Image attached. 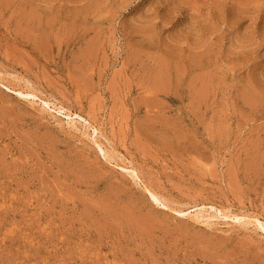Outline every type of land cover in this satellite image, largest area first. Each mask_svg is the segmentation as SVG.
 Here are the masks:
<instances>
[{
	"label": "rangeland",
	"instance_id": "374dc122",
	"mask_svg": "<svg viewBox=\"0 0 264 264\" xmlns=\"http://www.w3.org/2000/svg\"><path fill=\"white\" fill-rule=\"evenodd\" d=\"M253 217L264 0H0V264H264Z\"/></svg>",
	"mask_w": 264,
	"mask_h": 264
},
{
	"label": "bare ground",
	"instance_id": "6f19581e",
	"mask_svg": "<svg viewBox=\"0 0 264 264\" xmlns=\"http://www.w3.org/2000/svg\"><path fill=\"white\" fill-rule=\"evenodd\" d=\"M44 104L45 105H48V102L46 101V102H44ZM57 111H60L59 109H56ZM75 116V115H74ZM66 117H68V118H70L71 117V114H67L66 115ZM74 119L75 118H70L69 120V123L71 122V123H73V121H74ZM75 123V122H74ZM83 125H85V124H83ZM87 127L89 128L90 126L89 125H87ZM86 127V128H87ZM86 131H88V130H86ZM85 131V133H87ZM83 132V131H82ZM89 132V131H88ZM93 132L95 133V130L93 129ZM87 135V134H86ZM90 136V135H89ZM122 168H128V167H122ZM129 171H130V175L133 177V178H138V176H137V172L133 169V168H129ZM140 179V178H139ZM145 189H146V191L148 192V194H149V196H150V198L153 200V201H155V202H160L159 201V199H158V197H157V195H155L152 191H150V190H148V188L147 187H145ZM175 212L177 213V214H180V215H183V216H186V215H188L189 213H187V212H183V211H181V210H175ZM201 215V210L199 211V212H197L196 214H194L193 215V217H195V219L198 221H200V218L199 217H201L200 216ZM131 218H133V216H131L130 215V219ZM206 218V217H205ZM204 218V219H205ZM129 219V221H132V220H130ZM202 219V218H201ZM207 219V218H206ZM241 219H243V218H241ZM245 220V219H244ZM141 223V222H140ZM245 223L246 224H248V225H250V226H252L253 227V229H255V230H260V231H263V233H264V222H262V221H260L257 217H253V218H247V220H245ZM131 224V223H130ZM137 224H138V222H137ZM139 225V224H138ZM145 225V224H144ZM146 228H147V226H146Z\"/></svg>",
	"mask_w": 264,
	"mask_h": 264
}]
</instances>
